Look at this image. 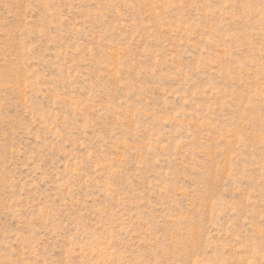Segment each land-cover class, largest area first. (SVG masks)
<instances>
[{
  "label": "rangeland",
  "instance_id": "374dc122",
  "mask_svg": "<svg viewBox=\"0 0 264 264\" xmlns=\"http://www.w3.org/2000/svg\"><path fill=\"white\" fill-rule=\"evenodd\" d=\"M0 264H264V0H0Z\"/></svg>",
  "mask_w": 264,
  "mask_h": 264
}]
</instances>
